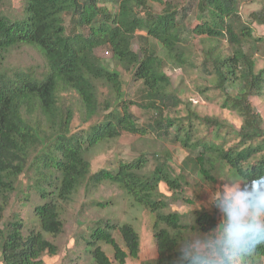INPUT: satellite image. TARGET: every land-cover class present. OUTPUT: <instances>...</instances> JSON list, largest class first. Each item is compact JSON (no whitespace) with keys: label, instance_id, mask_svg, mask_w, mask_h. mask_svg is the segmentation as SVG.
<instances>
[{"label":"trees","instance_id":"1","mask_svg":"<svg viewBox=\"0 0 264 264\" xmlns=\"http://www.w3.org/2000/svg\"><path fill=\"white\" fill-rule=\"evenodd\" d=\"M242 1L27 0L22 21L0 16V60L29 46L39 48L44 61L38 77L31 69H0V264H45V255L57 256L54 241L64 233V206L79 189L97 190L105 183L153 214V264H178L183 241L218 227L223 217L215 204L188 215L171 208L176 202L193 206L184 197L189 175L212 187L235 179L242 189L264 177V120L251 102L264 95V65L256 68L264 36L254 38L251 27L253 22L264 28V0L250 22L242 19ZM191 36L199 37V51ZM102 48L111 54L112 69L96 54ZM171 71L188 78L196 73L198 94L213 92L239 127L193 112L194 102H184V91L172 87ZM125 75L139 83L134 96ZM133 106L145 122L139 123ZM75 115L80 125L73 131ZM125 136L138 142L129 145L138 155L91 173V152ZM166 143L186 152L176 170ZM28 175L33 176L28 190L43 198L32 209L36 226L17 213L6 217L12 198L21 193L19 179ZM23 201H30L28 194ZM112 203L90 205L104 209ZM74 239L89 247L94 264H126L139 255L137 231L109 217L86 225ZM101 244L111 248L112 257ZM253 264H264V244L257 245Z\"/></svg>","mask_w":264,"mask_h":264},{"label":"rangeland","instance_id":"2","mask_svg":"<svg viewBox=\"0 0 264 264\" xmlns=\"http://www.w3.org/2000/svg\"><path fill=\"white\" fill-rule=\"evenodd\" d=\"M27 0H1L0 2V16L6 18L11 22H20L25 17V4ZM175 2L176 4L183 5L187 0H168ZM263 0H243L240 3V12L242 19L250 22L249 15L253 12H257L261 8ZM252 24L254 38H260L264 36V28L258 24ZM190 44L197 51L200 50V39L196 36H191ZM259 46V52L256 53L257 69H261L264 65V43ZM132 49L136 52L139 51L138 43H133ZM97 56L102 62L110 69L113 68V62L110 52L105 49H99L96 52ZM44 67L43 56L41 51L37 47L21 46L19 49L11 51L6 57L0 60V69L7 71L15 69L33 70L38 77ZM171 80L172 87L175 91L179 89L184 92L181 95V99L184 102L194 103L190 104V109L193 112L198 113L200 116H215L225 118L227 124L232 125L233 128H238L240 125L236 116L230 112L222 111L220 108L219 100L213 98V92H210L206 96L198 94L196 90V83L198 81L197 74L192 73L191 77H186L181 71L167 72ZM124 80L129 82L128 76H124ZM205 84V83H204ZM201 85V82H199ZM139 88V83L129 82L128 92L131 96L135 90ZM206 97V98H205ZM68 98V96L66 97ZM135 98V97H134ZM65 105H69L68 99L64 100ZM70 101V100H69ZM254 111L259 113L264 120V95L251 99ZM132 111L139 119V123H143L146 120V116L140 108L132 107ZM80 122L77 115L73 120L70 128L73 131L78 130ZM87 126V125H86ZM84 125V128H86ZM137 143L134 138L125 136L121 140H114L109 143L108 147L98 146L91 152L90 156V172L94 173L102 168L113 169L117 166L118 159L131 161L138 153L129 146L131 143ZM151 146V144L149 145ZM172 154V166L176 170L182 160L186 156V152L181 150L178 146L171 145L170 143L164 144ZM140 150L144 149V146H139ZM150 157V156H149ZM33 176L28 175V178L22 176L19 179V188L21 193L12 198L11 204L6 211V217L9 218L13 214L17 213L21 215V218L27 222L35 224L32 216V209L36 205H40L43 202V198L39 197L34 190L29 187L32 186ZM224 182V181H223ZM228 182L218 184L215 187L206 185L201 181L199 176L189 175L187 177V187L184 192V197L194 202L193 206L185 205L183 203L176 202L172 205L171 211L175 210L184 215H188L193 210H210L214 206L213 195H219L220 191L226 187ZM242 188V184L240 185ZM159 191L166 197H170L169 193L164 185H160ZM29 195L27 202L23 201L25 195ZM112 200V204L100 209L99 207H91L90 202L92 200ZM65 214H63V220L65 223L64 233L56 241V245L59 247V253L57 256L49 257L45 255L43 260L45 264H94L93 259L87 250L86 245H77L74 239V235L80 231H85L86 225L91 224L99 218H110L118 221L119 223H129L137 231L140 237V250L138 258L127 260L126 264H153L156 259L155 242L153 238L154 233V216L152 213L145 210L142 206L131 200L124 191L118 188L116 185L105 183L97 190L86 191L83 188L73 196L72 201L64 206ZM218 209V208H217ZM219 211V209H218ZM219 214L221 212L219 211ZM30 225V224H29ZM116 239L119 245L122 246L118 236ZM105 254L108 257H112V251L109 246L100 245Z\"/></svg>","mask_w":264,"mask_h":264},{"label":"clouds","instance_id":"3","mask_svg":"<svg viewBox=\"0 0 264 264\" xmlns=\"http://www.w3.org/2000/svg\"><path fill=\"white\" fill-rule=\"evenodd\" d=\"M227 181L219 195H213L223 217L220 224L183 241L178 264H253L257 245L264 244V177L243 189L241 182Z\"/></svg>","mask_w":264,"mask_h":264}]
</instances>
